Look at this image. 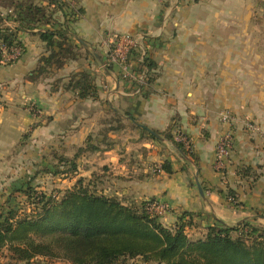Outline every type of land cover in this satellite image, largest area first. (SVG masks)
Returning a JSON list of instances; mask_svg holds the SVG:
<instances>
[{
  "label": "crops",
  "instance_id": "1",
  "mask_svg": "<svg viewBox=\"0 0 264 264\" xmlns=\"http://www.w3.org/2000/svg\"><path fill=\"white\" fill-rule=\"evenodd\" d=\"M16 1L47 8L49 22L18 32L22 56L0 65V209L19 184L46 176L50 166L67 168V160L76 168L67 177L73 185L89 169L87 149L100 155L110 196L154 200L165 208L164 226L186 213L191 238L217 222L246 220L264 229V0ZM48 30L63 33L53 41L71 50L60 68L48 61L58 48L40 37ZM114 34L142 37L130 62L134 74L145 71L143 87L107 64L105 41ZM143 53L148 76L135 65ZM82 74L95 96L78 98L69 86ZM223 111L234 122L221 174L213 162L228 128ZM247 120L260 133L248 132ZM177 132L188 138L193 159L166 138Z\"/></svg>",
  "mask_w": 264,
  "mask_h": 264
},
{
  "label": "trees",
  "instance_id": "2",
  "mask_svg": "<svg viewBox=\"0 0 264 264\" xmlns=\"http://www.w3.org/2000/svg\"><path fill=\"white\" fill-rule=\"evenodd\" d=\"M51 2L61 7L58 1ZM0 6L13 12L4 17L0 15V43L7 47L21 45L17 40L21 30L49 22L47 8L42 6L16 0H0ZM8 20L13 27L3 25ZM55 36L61 39L63 33L48 30L40 34L48 47L58 48L48 61L60 68L70 58L71 50L64 41L54 42ZM142 65L148 70V76L151 65L146 59ZM69 86L77 92L78 98L95 96L87 74L73 77ZM176 134L188 140L184 134ZM166 138L180 153L193 159L190 144L185 146L170 134ZM66 163L68 172L76 169L73 162L67 160ZM164 170L170 172L169 168L164 167ZM89 183L86 186L79 178L56 200L26 189L23 195L37 206V212L0 213V250L6 248L10 253V261L5 264H52L51 260L69 264H125L137 259L157 264H264V229L249 221L234 226L217 222L208 227L204 235L191 238L186 231V213L178 217L176 225L167 227L161 223L160 216L150 210L154 200H127L125 203L88 189Z\"/></svg>",
  "mask_w": 264,
  "mask_h": 264
},
{
  "label": "built area",
  "instance_id": "3",
  "mask_svg": "<svg viewBox=\"0 0 264 264\" xmlns=\"http://www.w3.org/2000/svg\"><path fill=\"white\" fill-rule=\"evenodd\" d=\"M13 14L11 9L2 10L0 15L4 17L5 15ZM4 26L13 27L14 24L8 20L4 21ZM142 43V37L139 35H130V34H114L107 38L105 41V47L107 50L106 62L110 65H117L120 67V70L123 72V78L126 80H136L139 85H142L145 81V71L142 73L134 74L133 72V64L130 62L131 55L136 51L140 50ZM23 53V48L20 45H11L7 47L3 43H0V65H6L9 63L16 62L20 59ZM144 53L139 54L135 61V65L143 66L144 63ZM30 110L35 112V108L32 107ZM220 121L222 124L226 125L228 128L224 133L220 136L215 150L214 157V170L217 173H223L229 163V159L232 153V144H233V133L229 128L234 122V118L232 117L229 111H223L219 115ZM245 129L248 132L252 133H260V128L258 125L251 121H244ZM175 140L178 142H182L185 146L190 144L189 140L185 137H180L179 134H176ZM229 201L236 205L235 201L230 198ZM150 210L156 214L161 215L164 213L165 208L161 204L153 203L150 206Z\"/></svg>",
  "mask_w": 264,
  "mask_h": 264
},
{
  "label": "rangeland",
  "instance_id": "4",
  "mask_svg": "<svg viewBox=\"0 0 264 264\" xmlns=\"http://www.w3.org/2000/svg\"><path fill=\"white\" fill-rule=\"evenodd\" d=\"M102 121L104 120L102 119ZM100 136L103 142L102 144L104 146V130H102V134ZM89 145L90 146L94 145L93 147H95L96 144H89ZM80 149L83 150L84 148H80ZM87 151L88 150L86 149L83 153L86 156V160L89 161L85 163V165H88L89 169L87 170V173L84 177L78 176L77 178H75L76 180L74 181L73 185L79 178H82L85 183L84 185L87 186V182L90 181L88 185V189L98 193L99 195H105V196L116 197L118 199H121L120 197H117L116 195L110 196L111 191L107 192L106 190L107 189L106 185H104V166L102 162H100V159H99L100 155L99 154L91 155L89 154L90 151L89 152ZM68 169L69 167L67 168L63 167L62 170L61 169L59 170L55 168V166H52V167L50 166L49 173L47 172V170H44L47 172L44 174L46 176H42L39 179L31 178V180H26L22 182V184H19V186L16 187L17 190H12V192L7 194V198L2 205V208H1L2 210L0 209V213L6 211L4 214L6 215V213L9 210L16 211L17 215L28 214V213L32 214V212L33 213L37 212L38 211V209L36 208L37 206L30 204L31 202L28 199H26V197L23 195V192L26 189H32L39 196L40 195L52 196L54 197L55 200L58 198H61L63 193L67 191L68 189H71L73 186L68 183L69 180L67 179V177H69L71 174V173L69 174ZM53 172H58V176L53 177L54 175ZM38 207H40L39 204H38ZM164 213H162L161 215L159 214L158 215L162 217ZM9 261H10V253L7 251L6 248L1 249L0 250V264H5V263H8ZM50 263L69 264L63 260H51ZM118 264H122V263H118ZM125 264H138V263L135 261L133 262L127 261Z\"/></svg>",
  "mask_w": 264,
  "mask_h": 264
},
{
  "label": "water",
  "instance_id": "5",
  "mask_svg": "<svg viewBox=\"0 0 264 264\" xmlns=\"http://www.w3.org/2000/svg\"><path fill=\"white\" fill-rule=\"evenodd\" d=\"M150 133H152L151 131H149ZM154 136H156L157 137V135L156 134H154V133H152ZM196 182H197V186H198V191H199V194L201 195V196H203V193H202V190H201V188H200V186H199V184H198V180H197V178H196Z\"/></svg>",
  "mask_w": 264,
  "mask_h": 264
}]
</instances>
